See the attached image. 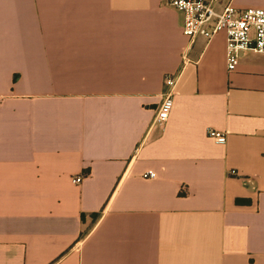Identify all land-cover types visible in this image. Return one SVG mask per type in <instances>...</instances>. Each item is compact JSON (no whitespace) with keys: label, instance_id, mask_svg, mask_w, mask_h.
<instances>
[{"label":"crops","instance_id":"crops-1","mask_svg":"<svg viewBox=\"0 0 264 264\" xmlns=\"http://www.w3.org/2000/svg\"><path fill=\"white\" fill-rule=\"evenodd\" d=\"M169 1L0 0V264H264V54Z\"/></svg>","mask_w":264,"mask_h":264},{"label":"built area","instance_id":"built-area-1","mask_svg":"<svg viewBox=\"0 0 264 264\" xmlns=\"http://www.w3.org/2000/svg\"><path fill=\"white\" fill-rule=\"evenodd\" d=\"M168 5L183 16V33L191 41L202 37L207 41L224 34L227 39L226 63L229 72L236 71L242 53L264 54V9H241L233 4L217 7V0H170ZM163 101L154 118L152 130L161 133L170 118L173 106L177 77L172 74L164 79ZM208 137L219 144H225L227 133L213 128L207 129ZM156 173L147 171L144 177L155 179ZM83 176L73 179L81 183Z\"/></svg>","mask_w":264,"mask_h":264},{"label":"trees","instance_id":"trees-1","mask_svg":"<svg viewBox=\"0 0 264 264\" xmlns=\"http://www.w3.org/2000/svg\"><path fill=\"white\" fill-rule=\"evenodd\" d=\"M238 202H241L240 200Z\"/></svg>","mask_w":264,"mask_h":264}]
</instances>
